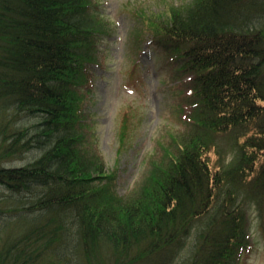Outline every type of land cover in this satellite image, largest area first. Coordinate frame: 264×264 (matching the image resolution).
Listing matches in <instances>:
<instances>
[{"label": "trees", "instance_id": "obj_1", "mask_svg": "<svg viewBox=\"0 0 264 264\" xmlns=\"http://www.w3.org/2000/svg\"><path fill=\"white\" fill-rule=\"evenodd\" d=\"M99 11L0 0V264H246L249 206L264 224V0L133 14L187 78L189 111L176 150L127 196L85 130ZM221 134L242 143L212 170Z\"/></svg>", "mask_w": 264, "mask_h": 264}, {"label": "rangeland", "instance_id": "obj_2", "mask_svg": "<svg viewBox=\"0 0 264 264\" xmlns=\"http://www.w3.org/2000/svg\"><path fill=\"white\" fill-rule=\"evenodd\" d=\"M106 23V34L98 45L97 64L91 66L90 89L84 93L85 130L105 162L120 195L134 194L150 175L152 165L166 160L176 150L173 138L186 132L182 117L183 92L187 80L176 77L175 60L151 45V24H138L133 14L146 12L155 19L173 8L186 9L193 0H94ZM159 22V21H156ZM141 47L137 52V45ZM127 114V115H125ZM242 140L221 134L208 153L210 167L229 165L238 154ZM264 163V156L258 167ZM256 174V172H255ZM106 183H96L100 187ZM247 233L251 251L246 264H264V224L257 206H249ZM191 242V241H190ZM189 244H192L190 243ZM241 249V248H240Z\"/></svg>", "mask_w": 264, "mask_h": 264}]
</instances>
